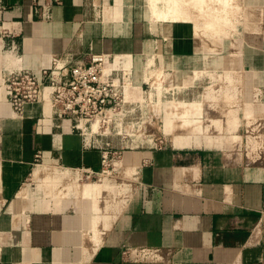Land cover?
Segmentation results:
<instances>
[{
	"label": "crops",
	"instance_id": "1",
	"mask_svg": "<svg viewBox=\"0 0 264 264\" xmlns=\"http://www.w3.org/2000/svg\"><path fill=\"white\" fill-rule=\"evenodd\" d=\"M2 1L15 35L0 37V264L264 261V0H233L249 26L244 48L226 43L243 40L237 28L207 47L192 22L171 19V2ZM92 53L130 54L136 84L148 66L163 71L184 93L172 96L178 104L206 106L205 91L223 87L210 75L232 72L235 126L204 109L202 121L216 124L206 134L200 124L192 144L162 132L152 144L101 138L121 156L100 174V150L84 147L70 118L41 103L17 115L2 86L6 71L38 74L54 56L74 65ZM84 168L99 174L81 188Z\"/></svg>",
	"mask_w": 264,
	"mask_h": 264
},
{
	"label": "built area",
	"instance_id": "2",
	"mask_svg": "<svg viewBox=\"0 0 264 264\" xmlns=\"http://www.w3.org/2000/svg\"><path fill=\"white\" fill-rule=\"evenodd\" d=\"M5 10L6 5L0 0V13ZM14 35L12 26L0 20V37ZM167 82L163 71L148 66L142 83L136 84L130 54L92 53L87 62L74 65L54 56L50 66L38 74L23 69L6 71L2 86L17 115H21L26 104L41 103L54 115L70 118L72 129L85 137L84 147L100 150L102 174L112 168L113 159H119L121 153L110 141L101 143V138L115 136L153 143L146 141L151 134L143 127L145 120L140 119L143 112L163 104L162 93L171 94ZM82 173L84 180L99 174L87 168Z\"/></svg>",
	"mask_w": 264,
	"mask_h": 264
},
{
	"label": "rangeland",
	"instance_id": "3",
	"mask_svg": "<svg viewBox=\"0 0 264 264\" xmlns=\"http://www.w3.org/2000/svg\"><path fill=\"white\" fill-rule=\"evenodd\" d=\"M159 1L160 2L162 1L161 4H163L164 6L169 5V3H170V2H168V0H159ZM232 1L233 0H231L230 5L228 4L229 6H231V4H233L232 5L233 8H229L230 11H232V12L227 15V19L230 20V26L226 28L227 30L230 29V32L225 31L226 29H224L223 30L224 33H222L223 32L222 30H220V33H219L218 32L219 27H218V30L215 29L216 27L214 28L216 31H214L212 28V30H213L212 32H211V30H210L211 28H210L209 29L210 33L208 31V32H206L207 34L205 33V31L204 32L200 31V30H203L202 27H200L201 29L196 28V30L198 29V32L197 31L195 32V29L193 30V33L196 37H202L203 38L202 41H205L207 47L215 48L217 46V44L221 43V41L214 40L213 38L215 36H220V35L221 36L231 35V33L235 30V28H237V31H241L244 29L245 33L242 34L243 40L233 41V42L227 41L226 43H228V44L233 43L234 48H235V45H237L239 48H244V47H246V45H249V44L251 45L252 41L250 42V41H248V39H246V37H244L247 35L246 30L248 29L249 26L245 23L246 18L245 19L243 18V10L241 8H239L237 3H235L234 1L232 2ZM208 3H209L208 4L209 6H207V8L205 7L204 9L203 8L200 9L199 13L195 14V15H193L195 10H193L194 8L192 7L193 9L191 8L192 12L190 10L191 14H188L189 15L188 19H187V17L185 18L183 16H179V18L177 16V18L172 19L174 13H172L171 10H169V9L168 10L171 14L172 20H183V21L192 22L194 20L195 21L196 20L201 21V20H199L201 18L203 20H204V18L207 19L208 12L211 13V17H212V14H214L217 11H220L221 7L224 8L223 6L225 5L223 0H209ZM222 4H224V5H222ZM220 5H221V7H220ZM219 7H220V9H219ZM180 8H182V7H180ZM205 9H207L208 11L206 12ZM153 10H154V8H153ZM181 12L183 13V10H181ZM196 12H198V11H196ZM201 14H203V15H201ZM191 15L195 16V19ZM240 15H241V20H240ZM238 25L241 26V28L237 27ZM205 30H207V29H205ZM228 73L233 74L232 72H224L222 74L210 75V78H211V80H213V82H215V83L219 82L223 87L219 88V89L210 88V89L205 91V94L203 96L204 100L209 101V103L207 105H206L207 101H204L206 106L202 105L201 103L200 104H193V105L183 104V103L178 104L177 103L178 99H176V100L174 99L175 100L174 101L172 99V96L175 95V98L177 97L179 99H183L184 93L182 91L178 92L177 94H175L171 91L172 95L169 93H166V94L162 93L160 96L165 95V97L163 98V104L161 103L158 107L155 108V110L153 109V111H147L146 113L143 112L142 118L140 119V120H143V119L145 120V124L143 127H145L147 132L152 135V136L151 135L148 136L146 138V141L150 142V140H153V142H156L157 141L156 138H157L158 134L162 132L167 136V139L172 140L173 143L177 144V145L178 144H180V145L181 144L182 145L183 144H190L193 140H195V142H196V140L198 139L199 134H200L199 131L196 129L199 124H201V127L203 129V131L201 133H204V134L208 133L211 126L216 124L215 121H211V122H207V121L204 122V120L202 121L201 116L204 114L203 113L205 111L204 109H208L209 112L222 113L225 115H229L233 112L231 114V116L233 117V114H236V112H237L236 109L238 107L237 106V104H238V89L236 87V84H237L236 81L238 80V76L233 74L235 77H230L231 78L230 79ZM165 76H166V80L168 81V76L167 75H165ZM234 81H235V83H234V85H232V87H227V90H229L228 88H230V89L233 87L235 88L232 91V92H234L233 94H235V95L232 96L233 98L229 99V98L223 96L222 92L224 90H226L225 88L227 85H230L231 82L233 84ZM209 92L211 94L213 93V97L210 99L207 97V94H208V96L211 95V94H209ZM200 95H201V91L197 92V94H195V97H198V99H199ZM167 100H173L172 101L173 103H168ZM188 105L190 107H192V109L194 111L191 110V108ZM234 105H235V107H234ZM200 107H201V109H200ZM198 111H200L201 113ZM186 119H188L189 121H190V119H193L192 121H194V122L189 124L190 126L186 125V124H188ZM159 120H162V121H159ZM188 135H190L191 137L188 138ZM146 144H148V143H146ZM253 146H255V145L253 144L252 147ZM92 182L93 181H89V180L88 181L87 180L79 181V183L81 184V188L84 185H86L88 183H92ZM120 182H122V180L118 179V183H120ZM81 188H80V190H81ZM118 194H120V190H118Z\"/></svg>",
	"mask_w": 264,
	"mask_h": 264
},
{
	"label": "bare ground",
	"instance_id": "4",
	"mask_svg": "<svg viewBox=\"0 0 264 264\" xmlns=\"http://www.w3.org/2000/svg\"><path fill=\"white\" fill-rule=\"evenodd\" d=\"M256 0H254V2H255ZM168 2H171V7L169 8V10H171L172 11V13H174V15H173V17H172V19H174V18H177V16H178V18H179V16H183V17H187V19H188V17H189V15L188 14H191L190 13V10H191V12H192V9L193 10H195V12H194V14L193 15H195V14H198L199 13V11H200V9H204L205 7L207 8V6H209L208 4V2H209V0H168ZM223 2L225 3V5L224 4H222V5H224L223 7L224 8H222L221 7V5H220V7H221V9H220V7H219V9H220V11H217V12H215L214 14H212V17H211V13L210 12H208V14H207V19H205L204 17V20L201 18V19H199V20H201V21H195L194 19H195V16H192V17H194V21H192V23H193V30L195 29V32L197 31L198 32V29L196 30V28H200V27H202V29L203 30H200V31H202V32H204L205 31V33L206 32H208L209 31V33H210V30H211V32L214 30V31H216L215 29H217L218 30V27H219V30H218V32L220 33V30H224V29H226L227 27H229L230 26V20L229 19H227V15L229 14V13H231L232 11H230V9L229 8H233V4H231V6H229L230 5V3H231V0H223ZM233 2V1H232ZM229 4V5H228ZM151 5H152V3H151ZM183 5V6H182ZM226 6V7H225ZM180 7H182V8H180ZM193 7V8H192ZM153 8V7H152ZM192 8V9H191ZM214 9V8H213ZM150 10H151V8H150ZM181 10H183V13L181 12ZM206 10V12L208 11L207 9H205ZM216 10V9H215ZM196 11H198V12H196ZM187 12V13H186ZM162 14V13H161ZM205 14V13H204ZM165 15V14H164ZM201 15H203V14H201ZM206 15V14H205ZM161 17V16H160ZM163 17V16H162ZM165 18V17H164ZM181 18V17H180ZM186 19V20H187ZM216 27V28H215ZM211 28V29H210ZM212 28H213V30H212ZM215 28V29H214ZM201 29V28H200ZM205 29H207V30H205ZM210 29V30H209ZM221 31V32H222ZM225 31H228V32H230V29H226ZM208 33V34H209ZM222 33H224V31L222 32ZM227 33V32H226ZM207 34V33H206ZM217 34V33H216ZM209 37V36H208ZM198 46V45H197ZM195 74V73H194ZM229 74V73H228ZM233 74H229V78L230 77H235L234 75L232 76ZM194 76V75H193ZM231 79V78H230ZM187 81V80H186ZM233 81V80H232ZM235 82V81H234ZM183 83H185V82H183ZM232 84V83H231ZM230 84V85H231ZM230 87H232V86H230ZM226 90H224L223 92H222V95L223 96H225V97H227V98H233L232 96L233 95H235V94H233L234 92H232L235 88L233 87V88H228L229 90H227V87L225 88ZM208 90V89H207ZM231 90V91H230ZM209 94H211L210 92H209ZM218 95V94H217ZM207 97L210 99V98H212L213 97V93L211 94V95H209L208 96V94H207ZM189 106V105H188ZM200 106V105H199ZM190 107V106H189ZM191 108V110H193L192 109V107H190ZM189 109V108H188ZM200 109H201V107H200ZM198 110V109H197ZM196 110V111H197ZM194 111V110H193ZM201 111V110H200ZM200 111H198V112H200ZM201 113V112H200ZM199 113V114H200ZM233 113V112H232ZM231 113V114H232ZM233 119L232 120H230V121H232L231 122V124L232 125H234L235 126V122H236V119H237V117H236V114H233V117H232ZM200 122V121H199ZM230 123V122H229ZM230 124V125H231ZM200 125V124H199ZM198 125V127H200ZM231 125V126H232ZM198 127H197V129H198ZM233 128V127H232ZM199 130H201V128L199 129ZM205 130V129H204ZM262 142H264V141H262Z\"/></svg>",
	"mask_w": 264,
	"mask_h": 264
}]
</instances>
